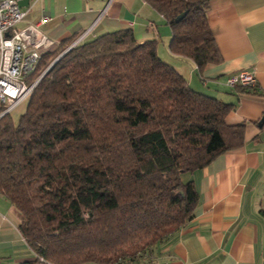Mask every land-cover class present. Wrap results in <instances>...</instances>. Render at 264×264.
Masks as SVG:
<instances>
[{"label":"trees","instance_id":"trees-1","mask_svg":"<svg viewBox=\"0 0 264 264\" xmlns=\"http://www.w3.org/2000/svg\"><path fill=\"white\" fill-rule=\"evenodd\" d=\"M144 1L170 26L173 54L200 71L223 61L211 0ZM72 44L44 52L29 82ZM157 46L130 28L78 42L17 122L0 118V194L35 254L18 264H140L194 216L183 174L244 145L246 124L226 121L234 104L192 88Z\"/></svg>","mask_w":264,"mask_h":264},{"label":"crops","instance_id":"crops-1","mask_svg":"<svg viewBox=\"0 0 264 264\" xmlns=\"http://www.w3.org/2000/svg\"><path fill=\"white\" fill-rule=\"evenodd\" d=\"M30 2L20 0L23 7ZM43 16L49 17L41 28L55 41L53 49L125 28L139 41L157 39L159 56L192 88L234 104L229 124H246L242 147L185 173L199 195L194 216L140 264H264V0L210 1L208 22L223 61L201 71L171 52L170 26L144 0H35L28 18L37 22ZM242 69L255 70L257 88L227 85ZM19 224L12 203L0 194V264L35 257Z\"/></svg>","mask_w":264,"mask_h":264},{"label":"built area","instance_id":"built-area-1","mask_svg":"<svg viewBox=\"0 0 264 264\" xmlns=\"http://www.w3.org/2000/svg\"><path fill=\"white\" fill-rule=\"evenodd\" d=\"M34 2L23 7L20 0H0V118L30 97L36 81L30 83L29 78L43 53L55 45L41 28L49 17L43 16L37 22L28 18ZM227 85L255 87L256 72L242 69L233 73L227 78Z\"/></svg>","mask_w":264,"mask_h":264},{"label":"rangeland","instance_id":"rangeland-1","mask_svg":"<svg viewBox=\"0 0 264 264\" xmlns=\"http://www.w3.org/2000/svg\"><path fill=\"white\" fill-rule=\"evenodd\" d=\"M169 50V48H168ZM167 54V53H166ZM162 58V57H161ZM166 61V60H165ZM29 101V97L26 98L22 103H20L18 106H16L14 109H12L10 115L12 117V119L17 122L19 120V118L21 117V115L25 112L26 108H27V104ZM186 175L183 174L182 178L184 181H188L186 180Z\"/></svg>","mask_w":264,"mask_h":264},{"label":"water","instance_id":"water-1","mask_svg":"<svg viewBox=\"0 0 264 264\" xmlns=\"http://www.w3.org/2000/svg\"><path fill=\"white\" fill-rule=\"evenodd\" d=\"M186 13H183L181 15L178 16L177 19H180L182 18ZM74 44H72L71 46H73ZM71 46L69 48H71ZM69 48H67L65 51H63L50 65L49 67L38 77V79L36 80V83L48 72V70L51 68V66L62 56L64 55L68 50Z\"/></svg>","mask_w":264,"mask_h":264}]
</instances>
